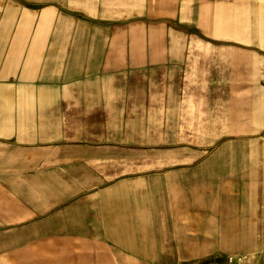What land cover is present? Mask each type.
<instances>
[{
    "label": "crops",
    "instance_id": "0c3cea01",
    "mask_svg": "<svg viewBox=\"0 0 264 264\" xmlns=\"http://www.w3.org/2000/svg\"><path fill=\"white\" fill-rule=\"evenodd\" d=\"M228 254L264 264V0H0V264Z\"/></svg>",
    "mask_w": 264,
    "mask_h": 264
},
{
    "label": "rangeland",
    "instance_id": "374dc122",
    "mask_svg": "<svg viewBox=\"0 0 264 264\" xmlns=\"http://www.w3.org/2000/svg\"><path fill=\"white\" fill-rule=\"evenodd\" d=\"M232 146H233V150H240L241 144L239 142H236L232 144ZM221 149L225 150V148H221ZM202 260L199 258H195L193 256H187L185 260L183 261L177 260L178 263L176 262L175 264H206V262H203Z\"/></svg>",
    "mask_w": 264,
    "mask_h": 264
},
{
    "label": "built area",
    "instance_id": "2783aa9c",
    "mask_svg": "<svg viewBox=\"0 0 264 264\" xmlns=\"http://www.w3.org/2000/svg\"><path fill=\"white\" fill-rule=\"evenodd\" d=\"M227 264H244V256L239 254L226 255Z\"/></svg>",
    "mask_w": 264,
    "mask_h": 264
}]
</instances>
